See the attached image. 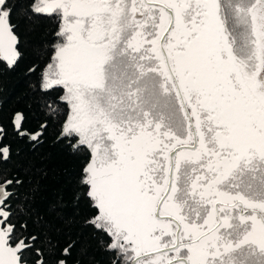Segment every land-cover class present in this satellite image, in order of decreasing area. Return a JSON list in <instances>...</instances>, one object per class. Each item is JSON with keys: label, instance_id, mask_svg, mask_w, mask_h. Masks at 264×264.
<instances>
[{"label": "snow or ice", "instance_id": "obj_1", "mask_svg": "<svg viewBox=\"0 0 264 264\" xmlns=\"http://www.w3.org/2000/svg\"><path fill=\"white\" fill-rule=\"evenodd\" d=\"M29 52L44 119L0 106V264H264V0H0V77ZM51 124L70 196L17 161Z\"/></svg>", "mask_w": 264, "mask_h": 264}, {"label": "trees", "instance_id": "obj_2", "mask_svg": "<svg viewBox=\"0 0 264 264\" xmlns=\"http://www.w3.org/2000/svg\"><path fill=\"white\" fill-rule=\"evenodd\" d=\"M34 59L29 52L15 72L0 77L8 81L7 91L0 90L4 122L7 123L14 109H23L28 113L27 127L30 130L37 129L38 124L44 119L42 110L35 103V97L28 87L29 82H34L36 77L24 75L26 68ZM57 133L58 126L51 124L42 143L33 146L24 141H17L14 146L18 147L21 153L17 161L31 166L33 174L42 178L43 187L48 193L55 195L63 191L70 196L72 181L79 171L81 161L69 151L65 143L56 142ZM96 258L99 264H104L102 253H97Z\"/></svg>", "mask_w": 264, "mask_h": 264}]
</instances>
